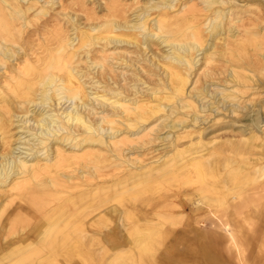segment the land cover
<instances>
[{
	"label": "bare ground",
	"instance_id": "obj_1",
	"mask_svg": "<svg viewBox=\"0 0 264 264\" xmlns=\"http://www.w3.org/2000/svg\"><path fill=\"white\" fill-rule=\"evenodd\" d=\"M2 1L8 3L6 0ZM21 1L29 0H16L17 5L10 6L11 11L0 12V26L8 25V34L12 37L17 35L11 31L17 24H20L18 29L26 24L24 23L25 11L21 9ZM35 1L40 2L42 0ZM109 1L116 4L119 0ZM178 1H181V3L176 14L178 15L179 12L182 14L171 18L174 15L171 16L167 11L174 10L175 3ZM242 1L145 0L142 5L136 6L137 8L135 9H137L138 13L134 14L135 16L130 19L125 17L124 6L121 10V7H116L117 5L113 7L114 4L112 3L111 6L113 8L109 9V6H105L108 14L106 13L98 22L94 20L96 23L92 21V24L84 25L87 26L84 30H77L78 21L72 15L69 16V19L74 21L72 29L76 30V35L72 37L71 34L68 37L56 35L54 42L56 41L57 43H54L56 45L51 48L47 47L41 51L31 50L29 52L27 47L16 44L14 47L10 46L12 39H2L0 41V64H3L1 65L2 70L0 67V83H4L1 87L3 89L0 91V107L4 109L0 115V197L4 196V200L6 199L5 202L2 200L3 203L0 204V226L3 223V215L7 208L12 204H16L17 198L24 202H19L18 206H32L36 212L44 213L46 215L44 221L47 220L43 229L34 235L32 232L27 231L13 235L12 246L0 254V264H41L45 262L61 264V257H65L70 261L76 254V257L79 256L81 262L83 259L88 260L89 258L90 260L94 255H90L91 257L87 258L84 255L88 251L83 254L82 251L85 249H81V255L85 258L81 257L79 251L82 246L79 248L77 244L80 242L79 240L77 241L79 237L81 239L87 237V232L82 230L85 226L83 227L82 224L81 227L83 228L81 229L80 225H75V223L81 222V219L77 222L74 219L76 215H72L73 218L61 221L60 217L55 218V215H50L54 218L48 217L49 213H52L59 206L65 204L67 200L71 199L67 195L66 199H63L62 194H66L68 190V194L75 190L80 192L89 189L92 192L95 189L113 190L119 188L118 184L123 183L119 180L114 181L115 179L110 182V177L119 175L122 178L131 170L130 173L132 175H141L143 154L157 152L156 155H153L157 162V171L155 172L158 173V177L155 178L157 181L169 178L172 172L175 171L172 169L168 172L170 166L168 162L173 160L176 155L181 157V161L182 158H189L192 165L199 163L202 165L204 162H201L203 161L201 159L207 157L206 160L210 159L208 170L199 165V171L196 170V174L197 172L200 173L199 178H203L206 181L208 177L205 178V176H210L215 172L213 163L218 164L216 157L224 154L222 153L223 150H233L234 157L235 155L242 157L254 145L264 147V121H257L259 118L262 119L264 117V83H262V79H264V26H260V23L256 21L258 19L264 22V16L251 11L255 15V19L252 20L250 13L251 16H245L244 14L252 10V8L258 12L264 11V2L260 0L252 2ZM43 2L49 4V6L55 7L56 5L55 0H43ZM117 4L121 5L122 2ZM136 5H138V2ZM125 6L127 5L125 4ZM30 8L28 7L27 9ZM152 10H156L158 13L149 24L150 11ZM130 11L132 12L133 10ZM6 13L10 15L6 16ZM38 13L47 14L46 9L43 7L38 10ZM71 14L73 13L71 12ZM84 26L82 25V27ZM4 42L11 43L5 45ZM122 42L125 45H120ZM152 43L166 48L163 50L160 48L161 51L159 52L161 53L149 52L150 55L148 56L146 50H151L150 46ZM126 44H135L134 49H128ZM250 50L260 57L258 61H254L257 66L245 61L247 58H249L248 60L257 59V57L251 58L249 55ZM18 58L20 60L15 63V59ZM218 58L221 59L219 61L221 63L215 64ZM125 68L126 73H124ZM219 74H224V77H220ZM140 84L145 86L141 87L139 86ZM191 84L192 86L189 89ZM91 88L93 92L90 93L88 90H91ZM94 93L95 96H90V94ZM66 102H69V104L64 105ZM238 122L242 123L237 124ZM226 127L230 128V130L240 131L241 136L229 140H226V136L224 137L225 140L222 139V136L217 138L216 134L212 138L208 137L210 133L223 128L226 129ZM226 130L228 131V129ZM194 134L196 136L193 138ZM226 135L230 134L227 133ZM231 136L233 135L231 134ZM204 137L205 139L202 140ZM185 138H188L187 141L192 138L189 142L192 147L193 143H199L196 145V147L200 145L199 148L197 147L199 150H193L192 148L193 151L191 153L189 144L185 146L182 141ZM105 149L107 150L105 151ZM186 153L188 154L185 157ZM261 157L264 156H257V159ZM244 158H247V156H244ZM175 159L177 158L175 157ZM108 160H110L109 165L99 164ZM241 160L244 162L243 159ZM223 162H226V164L230 163L229 160H224ZM192 165L190 164V166ZM235 165L238 167L237 164ZM111 166H113L111 168L112 171L109 172L108 169L106 171L105 168ZM219 171L217 173L218 177L224 174H219ZM249 172L251 171L249 170ZM154 175H150L148 179L151 181ZM234 177L236 178V175ZM262 177H264V165L260 167L258 175L251 181L262 179ZM189 178L191 180V177ZM130 179L132 178L130 177ZM130 179L128 178L127 181ZM195 179L194 181L197 182L198 179ZM141 180L143 181L142 178ZM141 180L135 183L136 186L142 182ZM177 180L179 179L177 178ZM108 182L110 183L108 184ZM224 182L226 180L223 181V185H225ZM197 183L199 184V182ZM213 183H215V180ZM255 183L254 189H256ZM210 184L212 183L210 182ZM205 185L208 186V182ZM242 185L241 183L240 186ZM61 186H65L66 190L60 189L59 187ZM133 186H131V189ZM164 186L168 188L166 185ZM121 188H124V186H121ZM128 189L125 187L123 192H128ZM237 189H243V187L236 188L235 186L234 192L228 191V193L241 195ZM262 190L264 189L260 191ZM117 191H113V196L116 197L117 201H112V195L107 196V191L105 196L103 195L104 197L99 198L102 208L97 212H93L94 214L91 213L93 214L92 216L87 215L85 217L86 219L91 216L87 218L89 224L102 226L109 232L112 231L110 225L113 222L116 228L124 226L123 215H126V213L123 208V202L120 200V197H123V195L120 196L123 192L122 190ZM241 191L243 192V190ZM98 192L95 191L94 193ZM250 192L249 190V197L255 194L254 192L250 195ZM262 192H257L258 196L261 195L260 198L264 195ZM217 193H220V191ZM217 193H215V196ZM234 195L231 198H234ZM222 197L220 196L219 199L221 200ZM239 197L238 199L241 200L242 195ZM253 198L255 201L254 196ZM85 199L87 200V198ZM238 199L236 198L235 201ZM74 200L69 201V203L72 202L73 205ZM248 200L246 199L244 203L249 202ZM260 201L261 199L259 200L258 197L256 203H252L258 205ZM133 202L135 203V201ZM85 204L88 205V202ZM92 204L93 202L88 206L91 207L90 205ZM95 204L98 205V202ZM231 204L230 207L233 208L236 206L241 209L245 206L234 204L231 206ZM74 205L76 204L74 203ZM84 207L82 206V208ZM94 207L97 208L96 206ZM94 207L92 205L91 210L86 208V212L88 210L90 212L94 211ZM65 208L67 209L68 207ZM73 208L76 210L82 209L81 207L77 209L75 206ZM27 211L24 213H27ZM57 211L59 212L61 209L59 210L58 208ZM81 211L83 210H80V214ZM131 211L133 212L134 210ZM136 211L138 210L135 209V213ZM239 211L238 213H240ZM246 216H249V214ZM15 220L18 219L15 218ZM165 220L167 221V218ZM254 220L256 219L254 218ZM168 222L170 223V221ZM131 224V226H126L125 228L127 231L125 230L126 233L125 235L123 234L125 236L124 239L128 243H136L135 246L138 248L139 256L141 254L147 255H141L139 259L135 258L134 251L129 248L130 245L127 247L121 241L110 240L109 232L106 235L107 233L105 234L97 228L91 231L90 235L92 238H89L99 243L96 252L102 261L107 259L109 264L153 263V261H146L145 259L148 255L153 257L155 254L152 250H149L150 248L152 249L153 239L155 238L152 233L153 229L141 227L138 221H133ZM131 236H134L136 240H133L134 238L132 239ZM187 236L185 239L188 238ZM31 237L34 239L31 240ZM232 239H234V235ZM253 240L244 242V245L248 246L251 242L249 247L256 249L259 242ZM213 242H216V240ZM213 242L212 245H214ZM88 243L90 244V242ZM235 243L240 258L245 264L250 256L247 255L246 249L237 244V241ZM224 245L226 244L224 243ZM154 247L158 248L155 245ZM89 249L92 248L90 247ZM192 250L195 249L192 248ZM261 252V254H255V257H257L255 260L264 263V250ZM106 255L107 258L105 257ZM168 259L169 257L162 254L154 262L155 264L175 263L174 260L170 262ZM96 262L98 263L99 261L96 260L93 264ZM176 262L178 264L186 263L179 260ZM103 263L106 264L105 261Z\"/></svg>",
	"mask_w": 264,
	"mask_h": 264
},
{
	"label": "rangeland",
	"instance_id": "obj_2",
	"mask_svg": "<svg viewBox=\"0 0 264 264\" xmlns=\"http://www.w3.org/2000/svg\"><path fill=\"white\" fill-rule=\"evenodd\" d=\"M6 1L8 3L0 0V12H6V11L9 12V11H11L10 6L17 5L16 0H6ZM98 1L99 0H55V4H56V5L54 4L55 7L54 6H49V4L44 3L43 0L40 1V2H36L35 0L21 1V5H22L21 9L25 11V15H24L25 22L24 23H26V24H24L22 26V28H20V29H18L19 26H20V24H17L11 30V31L14 32V33L12 32L13 34H17L14 37H12V36H10L8 34V31H9V29L7 28V27H9L8 25L0 26V29L2 30L0 32V41L2 39H5V40H11L12 39V41H11L12 43L11 42H4L5 45L11 43L10 46H12V47H14L15 44L18 45V46L27 47V48H29V52H31V50L41 51L42 49H45L47 47H50L51 48L52 46H55L56 45V44H54V43H57L56 41L54 42V38L56 37V35L57 36H65V37H68V35H70V34H71V37L76 35V30L72 29V26L74 25V21L71 20V19H69V16H71V15L74 17V19L76 21H78V23H77V26H78L77 30H84V29L87 28V26L89 24H92V21H93V23H96V22H98L100 20V18L104 17V15H106V13L108 14V10L105 8V6H107V7L109 6L108 7L109 9L110 8H113L115 5H117L116 7H119V8L121 7V10L124 8L123 11H125V17H127L128 19H130V18H133L136 15V13H138L137 12V9H135V8H137L139 6V4L142 5V3L145 0H138V1L137 0H119L117 3L122 2L121 5L120 4H117V3L115 4V3H113V2H111L109 0H100L99 2ZM131 1L134 2V3H132ZM240 1H242V0H240ZM244 1L245 2L246 1L252 2L254 0H243L242 2H244ZM256 1H259V0H256ZM260 1L264 2V0H260ZM109 2L111 3L110 5H109ZM137 2H138V5H136ZM112 3L114 4L113 7L111 6ZM124 3L127 6H125ZM180 3H181V1L176 2L175 3L176 5L173 8L174 10L167 11L168 14H170L171 16L174 15L171 18H174L175 16H179V15L182 14L181 12H179L180 14L178 13V15L176 14L177 13L178 6L180 5ZM18 5H19V3H18ZM128 5H129V8H128ZM28 7H31V8L30 9H27ZM42 7L46 9L47 14L44 15V14L38 13V10L40 8H42ZM129 9L130 10H133V11L131 12ZM134 10H136V11H134ZM164 10L166 11V9H164ZM68 11H70V12L68 13ZM251 11L253 13H255V14L260 13V16H264V11L258 12L256 10H254V8H252V10L248 11L247 13H244L245 16H251L252 15V18H251L252 20L255 19V15L252 14ZM71 12L73 14H71ZM160 12H161V10H160ZM157 13H158V11H156V10L150 11V15L151 16L149 17L150 18L149 19V24L154 20V18L156 17ZM6 14H7L6 16H9L10 15L9 13H6ZM90 17H91V19H90ZM94 20L96 22H94ZM256 21H258L260 23L259 24L260 26H264V22H261L258 19ZM78 24H80V25H78ZM82 25L83 26L84 25H87V26L82 27ZM51 27H52V29H51ZM54 27L55 28L57 27V28L55 29ZM19 30H21V31H19ZM50 38H52V39H50ZM76 41H77V38H76ZM76 41H75V43H76ZM31 44H32V46H31ZM48 44H49V46H48ZM120 45H125V43L122 42ZM126 45L128 46V49H134V46H135V44H133V45L132 44H126ZM160 48L163 50L166 47L162 48L161 45H158L156 43H152L151 46H150V49L151 50L150 51H148V49L146 50L147 51V55L149 56L152 51L153 52H156V53H161V52H159V51H161ZM155 49H157V50H155ZM249 49H250V47H249ZM250 51L251 52H250L249 55L251 56V58L252 57H255V58L257 57V59L252 58L253 60H248L249 58H247L245 61L247 63L251 64V65L257 66L256 64H254V61H258L260 59V57L259 56H256L252 50H250ZM128 55H130V54H128ZM19 60H20L19 58L18 59H15L14 62L16 63ZM219 61H221V59L218 58V60H216L215 64L216 63L217 64L221 63ZM1 65H3V64H0V67H1ZM124 65H123V67H124ZM138 67H139V65H138ZM2 69L3 68L1 67V70ZM124 70H125V72H124ZM124 70H122V71L124 73H126V68ZM129 73H130V71H129ZM219 76L223 78L224 77V74H219ZM1 83H0V91H2L3 88H1V87L4 84L3 82H1ZM262 83H264V79H262ZM139 86L143 87L145 85L144 84L143 85L140 84ZM191 86H192V84L189 86V89H190ZM88 91L91 93V92H93V89L91 88V90H88ZM90 96H92V97L95 96V93L94 94H90ZM95 102H97V101H95ZM67 104H69V102H66L64 105H67ZM3 111H4V109L2 107H0V115H1V113ZM261 120L264 121V117H262V119L259 118L257 121L259 122ZM244 121H246V120H244ZM241 123L242 122H238L237 124H241ZM223 129H220V130H217L216 132L214 131V132L210 133L208 135V137L209 138H212L216 134L217 138H221V136H222V139L223 140H225V138H226V140H229L231 138H237V137H240L241 136V133L238 130H236V131H238V132H236L235 129H232L231 128L232 130H230V128H227V127H226V129H228V131L225 128H223ZM221 131H222V133H221ZM235 132H236V134H235ZM227 133L230 134V135H226ZM221 134H223V135H221ZM231 134L233 136H231ZM195 136L196 135L194 134L193 135V138ZM204 139H205V137L202 140H204ZM187 140H188V138H185L184 140H182L185 143V146H186V144L187 145L189 144V142H190V140H192V138L189 139V141H187ZM198 144L199 143H197V144L196 143H193L192 144L193 147L191 146V144L188 145L189 146V150L191 149L190 150L191 153H192L193 150H197V151L199 150L198 148L200 147V145H199V147L197 146L198 148L196 147V145H198ZM253 147H255V149H253ZM192 148H193V150H192ZM106 150L107 149H105V151ZM248 150L249 151H247L246 154L244 155L245 157L247 156V158H244V156L240 157V155H235V157H234V151L233 150H230V151L229 150H223L222 153H224V154H220L219 156H217L216 157L217 159L215 158L216 161L218 162V164L213 163V166L215 165V167H214V171L215 172H213L212 175H210V176L209 175H206L205 178L208 177L207 178L208 180H206V181H204L203 178H199L200 177L199 176L200 173L197 172V174H196V170L199 171L198 170V165L200 167L204 168L205 170H208V167L210 165V163H209V160L210 159H207L206 160L207 157L206 158L203 157L201 159L203 161L200 160L201 162H204V163H202L203 166L201 165V163H199L197 165L196 164H193L195 166L194 167L192 165L191 160H189V158H182V161H181V157H178L176 155L175 157L177 159H175V157H174L173 160H171V161L169 160V162H168V164L170 163V166H172V167L169 166L168 172H170L172 169L175 170V171L172 172V175L169 178H166V179L161 180V181H157V179H155V178L158 177V173H155L157 171L156 170L157 162L155 161L156 158L155 157L153 158V155H156L157 152H154L152 154H143L142 155V156H144L143 157V162H142L143 164H142V168L140 170L141 173H142L141 175H136V174L135 175H132L130 173L132 171L131 170V171H128V173H126V175L124 177H122V178H121V176L119 177V175H115L114 176L115 178L114 177H110L111 178L110 182H113L112 180L115 179L114 181H118L119 180V181H122L123 184L120 183V184H118L119 188H116V189H113V190L112 189H108V190H106L107 192L104 189H99V190H96L95 189V190H93L94 192L95 191L96 192L100 191V192H98V193L95 194L94 192H92L91 189L85 190V191L82 189L83 190L82 192H80L79 190H77V191L75 190V191H71V194H68V191H69L68 190L67 193L66 194H62V196H63V199L64 200L66 199V195L69 196L72 200L75 199L73 201V205H72V202L69 203V201H72L71 199H69V200L66 201L65 204L61 205L62 207L61 206L58 207L59 210L61 209V211L58 212L57 211L58 208H57L52 213L50 212L48 217H51V216L55 215L54 216L55 218H59L60 217L59 219L61 221H65V220H69V219L73 218L72 215H74V216L76 215L75 217H77V216L78 217L77 218L74 217V219L77 220V222L80 221V219H81V222L75 223V225L77 224L76 226L80 225L79 227H81V225L83 224V227L85 226V228L82 229L83 227H81V229L87 232V237L88 238L91 237V235H90L91 234V231L92 230L94 231L97 228H98V230L100 229V231H103V233H105V234L107 233L106 235H108V232L109 231H107V229L103 228L102 226H98L96 224H89V222L87 221V218L88 217L90 218L94 214L93 212H97L99 209L102 208L101 205H100L101 202L99 201V198L102 197L103 195L105 196V192H106L107 196L108 195L109 196L112 195V201L113 200H116L117 201L116 197L113 196V193H114L113 191L118 190L117 192H119V191L122 190V192H123L124 188L126 187V188H129L127 190L128 192H125L124 191L123 194L120 195V196L123 195L122 198L119 196L120 197V200L123 202V205H124L123 208H124L125 213H126V215L125 214L123 215L124 216V221L123 222H124V226L125 227L124 226H120V228H116V227H114V225H113L114 222H113L110 225L112 227V231H111L112 233L109 232V236H110V240L117 241V242H120L121 241V243H124V245L125 246L127 245V247L130 245L129 248L132 249V251H134L133 254H134V257L135 258L139 259L141 255H147V254H141L139 256L140 253L138 252V248L135 246L136 243L135 242H129L128 243V241L124 239V237H125L124 235H125V233L127 231L125 229L126 226L127 227L128 226H131L132 225L131 223L133 221H138L141 224V227L148 228V229H153V232L152 233L155 236V238L157 237V239H155L154 236L151 234V236L154 239H153L152 249L150 248L149 250H152V252L155 253L154 256L151 257L150 255H148L147 258H145L146 261H153L154 264H155L154 261H156L157 257H161L162 254L163 255H166V257H169L168 260L170 262H172L173 260L175 261V263L172 262L171 264H178L176 262L178 260L179 261H185L186 262V263L184 262L185 264H195V263L196 264H223V263L224 264H243V261L240 258V255H239V253H238V251L236 249V246H237L236 243H235L236 241H237V244H239L241 247H243V249H246L247 250L246 253H247L248 256H250L249 260H247V262H245V264H258V263L259 264H264V263H262L259 260H255L257 258L255 256L257 254H261L262 253L261 251L264 250V195H262V197L260 198L261 195L258 196V194H257V192L259 193V192L264 191V190L260 191L261 189H264V187H262V186H264V177H262V179L259 178V179H256L255 181H251L254 177H256L258 175V171H259L260 167H262V165H264V157L259 158L260 160L257 159V156H261V155L264 156V147H258L256 145H254L251 148H249ZM104 154H106V153H104ZM187 154L188 153L185 154V157L187 156ZM228 155L231 157V159H230V157ZM179 159H180V161H179ZM240 159H243L244 162H242V160L240 161ZM144 160H146V162H144ZM175 160H177L179 162H177ZM224 160H229L230 163L229 164L228 163L226 164V162H223ZM239 161H240L241 164L243 163L242 164L243 167L239 163ZM183 162H184V166H183ZM250 162H251V164H249ZM174 163H175L176 166L174 165ZM177 163H178L179 167H178ZM238 163H239V165H238ZM99 164H105V165L107 164V165H109L110 164V160H108V161H102ZM190 164L192 166H190ZM235 164H237L238 167H236ZM150 165L151 166L153 165V166L151 167ZM182 166H183V168L181 169ZM112 167L113 166L107 167L105 169H106V171L108 169V171L111 172L112 171L111 170ZM217 169H218V171L221 170V171H219L220 172L219 174L224 173V174H222L223 176L220 175V177H218V174H217L218 171H217ZM223 169L224 170L226 169V170L224 171ZM249 170L251 172H249ZM186 171H187V173H186ZM191 171H193V172H191ZM229 171H231V172H229ZM233 171H235V172H233ZM239 172H240V174L242 173L243 175L242 174L241 175L238 174ZM248 172H249L250 175L248 174ZM252 172H254L256 175L254 173H253L254 174L253 175ZM245 173H247V174H245ZM152 174H155V175L153 176V179H151V181H150L148 178H150V175H152ZM187 174H189V175H187ZM235 175H236V178L234 177ZM244 175H245V177H244ZM134 176H136L137 178L135 177V179H134ZM241 176H243V177H241ZM130 177L132 179H130ZM183 177H184V179H182ZM189 177H191V180H190ZM128 178L130 179L129 181H127ZM141 178L143 179V181L141 180ZM177 178L179 180H177ZM195 178L198 179L197 182H199V184L196 181H194ZM220 178H221V180H220ZM123 179H124V181H123ZM186 179H187V183H186ZM197 179H195V180H197ZM233 179H235V180H233ZM246 179H248V180H246ZM140 180L142 182L139 183V184H137V186H136L135 183H137ZM202 180H203V182H202ZM214 180H215V183H213ZM224 180H226V182H224V184L226 186L223 185V181ZM110 182H108V184ZM178 182L180 183V185H179ZM207 182H208V186L205 185V184H207ZM210 182L212 184H210ZM244 182H245V185H244ZM158 183H159L160 186L158 185ZM188 183H190V184H188ZM241 183L243 184L242 186H240ZM254 183L256 185L255 186L256 189H254V187H253L254 186ZM63 184H65V182H63ZM174 184H175V186H174ZM201 184H202V186H201ZM120 185L122 187L124 186V188H121ZM164 185H166L168 188H166ZM131 186H133L132 189H131ZM203 186H204V188H203ZM235 186H236V188L237 187H239V188L240 187H243V189H237L241 193L242 197H241V195H236L235 193H232L233 195L235 194L234 195V198L235 199L234 198H231L233 195L232 194H229L228 191H231V192L233 191L234 192V187ZM162 187H163V189H161ZM187 187H189V188H187ZM59 188L62 189V190H66V187L65 186L64 187L61 186ZM54 190H55V188H54ZM241 190H243V192ZM249 190L251 191L250 192V195L255 192V194L254 195H251V197H249ZM144 191H146V192H144ZM158 191H160V192H158ZM216 191L217 192L220 191V193H217ZM163 193H165V194H163ZM215 193H217L216 196H215ZM79 194H80V196H79ZM81 194H83V195H81ZM218 194H221V195H218ZM262 194H264V192H262ZM159 195H160V197H158ZM161 195H163V196H161ZM140 196H142V197H140ZM220 196L221 197L223 196L221 200L219 199ZM239 196L241 197V200L238 199ZM253 196L256 199L255 201H254V198L252 199ZM77 197H78V199H77ZM90 197H91V199H90ZM124 197H126V198H124ZM194 197H195V199H194ZM258 197H259V200L261 199L260 204H258V205L255 204L254 205V203H256ZM4 198H5L4 196L0 197V204L3 203L2 200H4ZM85 198H87V200ZM197 198L200 200V202H199V200ZM227 198L229 200L230 199L231 200L229 201ZM236 198L238 199L237 201H235ZM84 199H85V201H84ZM154 199H156V200H154ZM202 199H203V201H202ZM246 199L247 200L249 199L248 200L249 202L244 203V201ZM123 200H125V201H123ZM141 200H143V201H141ZM214 200H215L216 203L215 202L213 203ZM5 201H6V199L4 200V202ZM95 201L98 202V205L95 204L96 203ZM133 201H135V203ZM159 201H160V203H159ZM231 201L232 202H235V203H232ZM16 202H17L16 204H12L11 206H9L7 208V210H6V212L3 215V217H4L3 218V223L0 226V254L2 252H5L8 248H10V246H12L13 242H11V241H12V236L13 235H15V234L17 235L18 233H21L23 231L32 232L33 235H34L39 230H42L43 227H44V225L47 222V220L44 221V219H46V217H45L46 215L44 213H39L38 211L36 212V210L33 209V207L32 206H29V205L28 206H18L19 205L18 204L19 202H23L21 200H18V198H17ZM87 202H88V205L93 202V204H92L93 207L96 206L97 208L94 207V211L92 210L90 212V210L92 209L91 208L92 205H90L91 207H89L87 204H85ZM152 202H153V204H151ZM252 202H254V203H252ZM74 203L76 205H74ZM80 203H83V204H80ZM70 204H71V206H70ZM230 204H231V206L233 204L234 205H240V206L241 205H245V206L242 207L243 209L242 208L240 209V208H238L236 206H235V208L230 207ZM64 205H68V206H64ZM156 205H157V207H156ZM74 206L77 207V209H80V207L82 208V206H85V207L82 208V209H80V210H83V211H81V214H80V210H76L75 208H73ZM128 206H129V208H128ZM153 206H154V208H152ZM65 207H68L69 209L67 208L68 209L67 210ZM70 207H71V209H70ZM86 208H88L90 210L87 209L88 211L86 212ZM134 208L136 210H138V211H136L137 214L135 213V209ZM130 209L131 210H134V211L132 212ZM239 209H240V211H239ZM25 210L26 211L28 210L27 213H24V212H26ZM69 210H71V211L69 212ZM84 210H85V212H84ZM72 211H75V212H72ZM127 211H128V213H127ZM142 211L143 212L145 211V212L143 213ZM238 211L240 213H238ZM91 213H93V214H91ZM225 213H226V215H225ZM62 214H63V216H62ZM248 214H249V216H246ZM87 215H91V216H88L85 219V217ZM130 216H131V219H130ZM175 216H177V217H175ZM54 217H51V218H54ZM163 217H164V220H163ZM253 217L256 220H254ZM15 218L18 219V220H15ZM166 218H167V221L165 220ZM216 220H217V222H216ZM243 220H244V223H243ZM168 221H170V223ZM153 222H154V224H153ZM157 222L160 223V224H158ZM219 222L221 223V225H220ZM211 224H212V226H211ZM175 225H176L177 228L175 227ZM215 225H217V226L215 227ZM246 226H248L249 228L246 227ZM246 228H248V229H246ZM223 229H225V230H223ZM117 230L119 231L118 232L119 234L117 233ZM105 231H107V232H105ZM120 231H122V232H120ZM246 231L248 232V234H247ZM86 232H84V233L86 234ZM231 232H232V235H231ZM244 232L246 233V235H244L245 234ZM159 233H160V235H159ZM227 233H228V235H227ZM177 234H179V235H177ZM114 235H115V237H114ZM185 235L186 236L188 235L187 236L188 238L185 239V237H186ZM233 235H234V239L235 240L232 239V236ZM96 236H98V235H96ZM134 236H135V234H134ZM134 236H131V238L132 239L134 238L133 240H136V238H135L136 236L135 237ZM87 237L86 238H82V239H81V237H79L77 239V241L78 240L80 241L78 243L76 242L78 244L79 248L82 246V248H80L79 253L81 255L82 252L84 254V253H86L88 251L86 253L87 255L85 254L84 256L85 257L87 256V258H88V257H91L92 255H94V256H92V258L95 257L96 259L95 258H93V259L90 258V260H89V258H88V260H89L88 261V260H85V259L81 258V259H83V261L81 262L79 256L76 257V255H77L76 254L74 256L75 258L73 257L72 260H70V261H68V259H66L65 257H61L60 258V263L61 264H81V263L82 264L83 263L84 264H93L96 260L99 261L100 264H104L103 261H105V263H106V261H108L107 259L102 261V259L99 258L100 256L97 255V252L96 251H97V249L99 247V243L97 241H95L96 242L95 243L94 240L91 239L92 237L89 238L91 241ZM140 237H142V235H140ZM178 238H180V239H178ZM205 238H206L207 241L205 240ZM239 238H240V240H239ZM30 239L32 240L34 238L31 237ZM85 239H87L88 241L85 240ZM253 239H255V240H253ZM82 240H83V242H82ZM154 240H155V242H154ZM215 240H216V242H213ZM249 240H253V241H256V242L258 241L259 242V245L256 247V249L255 248L251 249L249 247V245H250L251 242L248 244V246H245L244 245L245 244L244 242L249 241ZM173 241H174V243H173ZM229 241H232V242H229ZM18 242H20V241H18ZM18 242H16V243H18ZM88 242H90V244ZM212 242H213L214 245H212ZM224 243L226 245H224ZM131 245H133L134 247L131 246ZM154 245L156 247L158 246V248H155ZM89 246L92 249H89L90 248ZM159 246H160V248H159ZM93 247H95V248H93ZM226 247H228V248H226ZM192 248L195 249V250H192ZM81 249L82 250L85 249V250L82 251ZM219 249H222V250L219 251ZM224 249H226V250H224ZM93 250H95L94 253H96V254L92 253ZM135 251H136V253H135ZM79 253H78V255H79ZM205 254H206V256H204ZM84 256L81 255V257H84ZM105 257L107 258V255ZM174 257H177V258H174ZM221 257H222V260H221ZM0 258H1V256H0ZM184 258H185V260H184ZM64 259H65V261H64ZM207 260H208V262H207ZM87 261H88V263H86ZM99 262L98 263L96 262L95 264H99ZM41 264H50V263L45 262V263H41ZM106 264H109V261Z\"/></svg>",
	"mask_w": 264,
	"mask_h": 264
}]
</instances>
